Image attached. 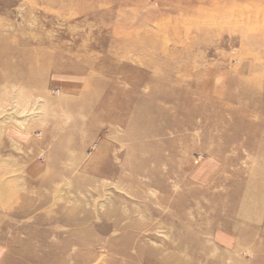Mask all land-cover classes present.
Instances as JSON below:
<instances>
[{"label":"rangeland","instance_id":"obj_1","mask_svg":"<svg viewBox=\"0 0 264 264\" xmlns=\"http://www.w3.org/2000/svg\"><path fill=\"white\" fill-rule=\"evenodd\" d=\"M1 41L0 264H264V0H0Z\"/></svg>","mask_w":264,"mask_h":264},{"label":"bare ground","instance_id":"obj_2","mask_svg":"<svg viewBox=\"0 0 264 264\" xmlns=\"http://www.w3.org/2000/svg\"><path fill=\"white\" fill-rule=\"evenodd\" d=\"M14 1V0H13ZM16 1V0H15ZM210 23V22H209ZM18 38V37H17ZM13 49H12V46H10V45H7V44H4L2 41L0 42V58H1V56H3V63L6 65V67L8 68V65H9V63L7 62V52L8 51H12ZM15 51H17V49L15 50ZM20 53V52H19ZM18 55V54H17ZM21 55H19V57H20ZM23 64V63H22ZM17 66V65H16ZM23 66V65H22ZM23 71H24V69H23ZM21 74V73H20ZM6 75H8V76H12V75H10V73H7ZM260 99V98H259ZM18 114V113H17Z\"/></svg>","mask_w":264,"mask_h":264}]
</instances>
